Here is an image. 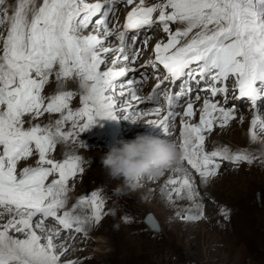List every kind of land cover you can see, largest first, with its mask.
<instances>
[{
    "label": "snow or ice",
    "instance_id": "6c2138e0",
    "mask_svg": "<svg viewBox=\"0 0 264 264\" xmlns=\"http://www.w3.org/2000/svg\"><path fill=\"white\" fill-rule=\"evenodd\" d=\"M119 4L132 6L122 26L111 22ZM4 5L5 0H0V28L8 24L6 36L0 33V221H4L0 223V264H62L70 245L59 241L87 235L93 222L100 223L104 203L97 191L61 214L67 203L68 182L83 169L79 156L57 162L49 153L58 142L66 143L101 120L129 119L132 113L135 119L159 117L147 124L159 128L165 142H172L170 128L179 114L174 110L175 101L188 96L191 89L181 83L180 91L165 90L163 116L160 106L141 112L132 103L152 100L164 82L175 85L185 78L207 85L194 96L199 100L202 93L210 94L204 96L198 124L190 122L196 114L193 99L186 101L183 117L189 120L181 119L178 145L181 163L187 162L203 183L217 175V158L233 164L253 162L248 154L205 152L203 133H211L216 122L223 128L235 119V110L218 106L220 95L225 96L224 102L229 95L247 98L253 109L264 95V0H158L151 5L146 0H18L11 15ZM171 25L182 27L173 30ZM142 29H159L167 37L166 42L155 44L154 58L141 65L152 69L163 66L166 73L162 79L157 76L158 83L147 97L139 96L137 87L146 79L144 74L141 81L118 82L129 72L139 71L130 65H135L140 55ZM112 36L119 45L106 47V39ZM148 39L145 35V46ZM109 60L111 66H107ZM122 63L124 66L117 67ZM102 66L106 70H101ZM53 76L58 86L64 81L76 82L81 105L77 110L69 106L73 91H57L45 100L42 93ZM233 78L230 93L227 82ZM126 92V102L118 104L116 96L124 97ZM44 113L59 114L54 129L32 123ZM68 123L71 130L65 132L63 125ZM257 125L264 130L260 115L251 121V139L256 138ZM34 155H38L36 166L18 169L20 162ZM184 172L183 179L171 178L167 183L179 185L172 189L177 197L187 190L192 199L194 186L190 173ZM49 177L54 178L46 183ZM85 204L90 206V215L75 214V209ZM221 214L227 215L224 209ZM49 218L53 227H49Z\"/></svg>",
    "mask_w": 264,
    "mask_h": 264
},
{
    "label": "rangeland",
    "instance_id": "374dc122",
    "mask_svg": "<svg viewBox=\"0 0 264 264\" xmlns=\"http://www.w3.org/2000/svg\"><path fill=\"white\" fill-rule=\"evenodd\" d=\"M153 1L158 0H150V3ZM7 2L5 0L3 7L7 8L9 15H11L15 6L12 2L7 5ZM116 13L117 10L111 16V22ZM7 27L8 24H4L0 28V33H3L4 36L7 34ZM171 27L173 29V27L182 26L171 25ZM160 31L164 34L162 30ZM149 32L146 31L150 40L154 37V34ZM159 35L161 39L157 42L167 38L165 34L163 36L160 32ZM142 37L138 38V47L143 44L142 48H145L146 58H151V55L148 54L154 48H146L147 45L145 46L141 40ZM115 40L114 36L108 37L105 41V46L109 47L107 45H112ZM118 44L119 41H117ZM0 47H2V44H0ZM110 64L109 60L107 66H110ZM137 66L135 65L134 67ZM101 70H106L105 66H102ZM133 76L136 78L137 73L131 74L129 72L125 77L118 78V82L126 85L129 79H133ZM73 82L64 81L58 86L55 77H50L49 83L45 86V90L42 93L45 100L47 101V98L56 94L57 91H73L74 96L69 106L72 110H77L81 106L79 103L80 91L67 89L72 88ZM203 84L199 83L196 87L201 89ZM63 85H65V88ZM141 85L142 90L144 88L143 80ZM141 90L139 88L138 94L144 93ZM177 91H180V88ZM197 92L199 90L194 92L193 100ZM145 95L141 96L146 97ZM205 95V93H202L200 99H204ZM126 98L117 95L116 101L118 104L122 100L126 102ZM186 101V98H182L176 107L180 110L183 102H185V106L187 105ZM133 102V106L141 112L148 107L159 106L160 103L152 100H146L142 104ZM226 102H228L225 105L226 109L232 110V108L237 107L240 115H243L241 113L248 106L239 105L238 107L232 101L226 100ZM257 105L259 107L255 109L250 105L252 111L247 116L249 115L251 119L254 118V115L264 113V99L260 100ZM123 106L121 105V107ZM201 107L202 105H198V109L195 110L198 112ZM183 108L184 105L182 110ZM180 115L176 116L175 119L180 118ZM134 116L135 113H132L130 118L126 120L130 121L135 118ZM28 119V117H25L26 121ZM57 119H59V114L44 113L32 123L41 126L52 125L54 129ZM124 122L123 119L121 124ZM191 123L196 124L194 119ZM234 123L233 130H230L228 126L217 127V122L213 131L205 137L204 151L208 152L215 148L218 150L227 149V154L232 152L247 154L246 152H248L252 155L253 162L251 164L246 162L233 164L228 159L221 160L217 158L216 162L220 163L217 175L210 177L206 183H203V187L202 185L194 184L196 195L192 199L187 197V193L184 196L177 197L172 192V189L179 185L166 184L165 181L154 183L150 179H144L142 186L136 192L123 196L116 195L114 190L118 185L122 184V181L112 180L107 176L106 170L102 168V160L111 147L118 146L117 142L120 141L121 134H130L124 141L133 140L137 136H144V123L141 125V132L134 131L132 133L131 130L129 133L122 130L118 131L121 125L118 128L111 126L113 121L108 122L106 120L103 122L101 120L87 131L69 139L66 143L58 142L55 150L49 153V158L61 162L67 156H79L83 169L76 177L69 180L67 203L61 211L70 210V203L77 205L80 198L94 191L99 193L104 203L102 220L98 225L93 222V228H96L95 231L89 232L88 236L84 235L86 239L90 238L88 243L76 248L72 242L68 252L62 257V264H67L69 261H76L79 264H121V254L120 252H115L120 245L124 246L129 255L122 264H264V149H257V146L263 141L264 131L255 135V139H251V137L248 139L256 145L254 150H257L255 151L257 153L250 152L253 144L246 141L248 130L250 131V129L242 128V125L237 123L235 119ZM173 125H175V120L170 128L171 134L173 133ZM28 126V123H26L25 127ZM69 130H71L70 123L63 125V131L67 132ZM237 131L239 135L234 138V133ZM175 140L174 142L177 143L178 138ZM254 153L257 157H253ZM261 157L263 158L261 159ZM37 159L38 155H34L27 161L20 162L18 169H23L25 166H36ZM183 165H180L181 172L186 167ZM193 172L190 170L191 177L199 178L194 169ZM178 176L183 179L184 174L179 173ZM53 178L49 177L46 183H50ZM256 198L258 201H256ZM82 206L85 209V213L81 212L80 214L79 212L82 208L77 207L78 211L75 210V214L81 216L90 215V206L87 204ZM71 209L73 210V207ZM221 209L226 211V216L221 214ZM142 211L152 213L159 225L157 233L148 230L143 224L140 217ZM189 216H195L197 219H184V217ZM3 222L0 221V223ZM48 224L52 227L53 221ZM103 239L107 242L109 241V244H101ZM104 240L103 242H106ZM108 251L113 252L111 255L114 254L111 261L102 260L100 256L96 257L98 252ZM72 252H81L83 255H79L77 260L76 258L71 260L69 258ZM65 257H68V259L63 262Z\"/></svg>",
    "mask_w": 264,
    "mask_h": 264
},
{
    "label": "bare ground",
    "instance_id": "6f19581e",
    "mask_svg": "<svg viewBox=\"0 0 264 264\" xmlns=\"http://www.w3.org/2000/svg\"><path fill=\"white\" fill-rule=\"evenodd\" d=\"M8 2L6 3L7 5H9L11 2L14 4V6L16 7V5H17V3H18V0H7ZM93 1H95V0H89V2H93ZM146 2H147V4H149V5H151V4H153V3H156V2H158V1H153L152 3H150V0H146ZM14 9V8H13ZM122 8L121 7H117L116 8V10H117V13L114 15V17L112 18V24H117V25H119V26H122L123 25V23H124V19H125V16L127 15V11L128 10H130L129 8H123L124 9V11L123 10H121ZM119 10V11H118ZM8 28V27H7ZM6 28V29H7ZM173 29L175 30L176 28H174L173 27ZM159 32H160V34L161 35H163L164 36V34H162L161 33V31L160 30H158V29H156V30H152V31H150L149 33L150 34H154V37L153 38H151L150 40L148 39V41H147V46H146V48L147 47H150V48H154V46H155V44H156V42L157 41H159V39H161V36L159 35ZM132 35V33L130 32L129 33V36H131ZM145 35H147V33H146V30H141V35L139 36V37H142V41L144 40V36ZM165 36H166V34H165ZM138 37V38H139ZM114 38H115V36H114ZM166 40H167V38H165V39H162V41H164V42H166ZM117 41L118 40H115L113 43H112V45H107V46H109V47H117L118 45H117ZM143 45V44H142ZM142 45L139 47V49H140V55H139V57H138V59H137V61H136V63H135V65H138L136 68L137 69H139V71L137 72V77L135 78L137 81H141L142 80V76H141V74H143V73H145V72H147V71H149L150 70V68H144V67H141V65H144L145 64V62H146V54L144 53V47L142 48ZM152 53H153V51H152ZM135 65H130V67L132 66V67H134ZM110 66H111V64H110ZM122 66H124V64L122 63V64H120L119 65V67H122ZM158 72V71H157ZM131 74H133V73H131ZM136 74V73H135ZM151 74H152V72H150V76H151ZM149 76V77H150ZM144 77H146L147 78V76H144ZM133 78H134V76H133ZM149 79V78H148ZM181 83H184L185 85H186V87L188 88V89H191L192 91L189 93V95L188 96H186V97H184V98H186V99H193V95H194V92L196 91V90H202V89H204V88H201V89H199V88H196L195 87V85H193L192 84V82H191V80H187V79H185V78H181V80H179ZM178 81V82H179ZM181 83H180V85H181ZM127 84V83H126ZM155 85H156V83H154V82H151V81H146L145 79H143V92L144 93H140L139 94V96H141V95H145V94H147V95H145L146 97L148 96V95H150V94H152V92H153V89L155 88ZM64 86V88H65V85H63ZM141 83L137 86L138 87V90H139V88H140V90H141ZM71 87L72 88H67V89H73V90H76V91H80L79 89H78V87H77V85H76V82L74 81L73 82V84L71 85ZM164 88V86H162V87H160V90H158V92H157V94L154 96V98L152 99V101H158V103H159V106L161 107V109H162V111H161V116H163L164 114H166V101H165V98H159V92L162 90ZM59 89H60V87H59ZM66 89V90H67ZM65 90V89H64ZM141 90V91H142ZM229 91H230V93H231V89H229ZM80 93V92H79ZM206 95H210L209 93H205ZM125 97H127V92H126V94H125V96H124V98ZM142 97V96H141ZM231 97V98H230ZM127 99V98H126ZM217 99V103L219 102V104H218V106L220 105V104H223L224 105V107L226 108V106L225 105H227V103L228 102H224L225 101V96L224 95H220L218 98H216ZM231 99V100H230ZM262 99H264V95H261L260 96V98L257 100V102H256V107H259L258 105H257V103L260 101V100H262ZM181 100V99H180ZM180 100H177V101H175V111H177V110H179V108H177L176 106L178 105V103H179V101ZM227 101H232L233 103H235L236 105H238V107H239V105H241V106H244V105H248V106H246L244 109H245V111L243 112V113H241V114H243V115H240V112L238 113V110H237V107H235V108H232V110H235L234 111V116H235V120H236V122L237 123H239V124H241L242 126V128H251V121H252V119H251V117L248 115L247 116V114L248 113H250L251 111H252V109H251V107H250V105H251V103L247 100V98H241V99H239V98H233L232 97V95H229V96H227V99H226ZM195 102V103H194ZM244 102V104H242ZM132 103H134V102H132ZM193 104H194V110L195 109H198L197 108V106L199 105H202L203 104V99H200V100H193ZM263 104V103H262ZM183 105H184V108L185 107H187V105L185 106V102H183ZM182 105V106H183ZM261 105V104H260ZM182 106H181V109L179 110V114H181L180 116V118H176L175 119V125H173V127H172V129H173V133L171 134V137H172V140L173 141H176L175 139H177L178 138V142L176 143L177 145H179V142H180V136H179V132H180V127H181V119L183 118L184 120H186V121H188L189 120V118H187V117H183V110H184V108H183V110H182ZM152 108H154V107H148V108H146V109H144V111H150ZM228 109V108H227ZM200 110V109H199ZM198 110V112L195 110V112H196V114L191 118V120H190V122L194 119V121H195V123L196 124H198L199 123V114H200V111ZM181 111V112H180ZM178 114V115H179ZM177 115V116H178ZM218 115V114H217ZM260 116H261V118L262 119H264V113H260L259 114ZM135 117V116H134ZM149 119H159V117H157V116H146V117H144L142 120H138V119H135V118H133V119H131L130 121L128 120H126V119H124V123H122L121 124V122L123 121V119H118V120H115V121H113V124L111 125V126H114V127H119V125H121V127H120V129H118V131L119 130H122V131H125V132H129L130 133V131L132 130V133L134 132V131H137L138 133L139 132H141V125L144 123V136H149V137H151V138H155V139H159V140H163V141H165V137H164V135L162 134V132H161V130L159 129V128H155V127H152V126H150V125H148L147 124V120H149ZM134 120H136V121H139V123L141 124H133V123H131L132 121H134ZM103 122H105L106 120H102ZM109 122V121H108ZM107 123V122H106ZM217 123V122H216ZM216 123H214V126H216L217 124ZM108 124V123H107ZM110 124V123H109ZM216 124V125H215ZM233 124H235L234 123V119L233 120H231L229 123H228V128H230V130H233ZM226 126V127H227ZM217 127H218V125H217ZM214 128V127H213ZM152 131H154L153 133H152ZM264 130H261V128L259 127V125H257V127H256V129H255V135H258V134H261L262 132H263ZM221 132V131H220ZM248 132H250L249 130H248ZM210 133H208V132H205V133H203V135L206 137V135H209ZM130 135V134H129ZM129 135L128 134H126V135H122L121 134V136H120V140H124L125 138H128L129 137ZM238 135H239V132L237 131L236 133H234V138H237L238 137ZM250 138V134L248 133V136H247V138H246V141H248V142H251L252 144H253V142L252 141H250V140H248ZM263 138V141L261 142V144H259L257 147V149L259 150L260 148L261 149H264V137H262ZM259 143V142H258ZM256 145H254L253 144V147L251 148V151L250 152H255V151H257V150H254V147H255ZM179 149V148H178ZM215 150H218V149H212L211 151H215ZM227 150V149H226ZM211 151H208V152H211ZM207 152V153H208ZM245 152V151H244ZM248 155H250V156H252L250 153H248V152H246ZM255 153H257V152H255ZM254 153V155H253V157H257V155ZM236 153L235 152H232V153H228V155L229 156H232V155H235ZM263 157H261V159H262ZM227 160V159H226ZM257 160V159H256ZM223 163V162H222ZM181 164H184L186 167L184 168V170L186 169L189 173H190V170H191V172H193V169H191V167L189 166V165H187L186 164V162H183V163H181ZM180 164V165H181ZM220 164V163H219ZM183 165V166H184ZM228 166V165H227ZM181 168V167H180ZM220 168V167H219ZM174 169L175 168H172V169H169V170H167V171H165V172H163V174L162 175H160L159 177H157V178H155L152 182H154V183H156V182H159V181H165V183L166 184H169V183H167L168 181H169V179H171V178H176V179H181L179 176H178V174L179 173H182V174H184L185 175V172L183 171V172H181V171H179V172H177V171H174ZM190 169V170H189ZM219 170V169H218ZM217 170V171H218ZM194 173V172H193ZM189 178H190V180L192 181V183H193V186H194V184H197V185H202V187H203V182L201 181V178L199 177V178H195V177H191V175L189 176ZM166 186V185H165ZM201 187V186H200ZM168 188V187H167ZM203 190V189H202ZM187 193V191L185 190L180 196H184L185 194ZM91 194H88L87 196H90ZM101 197V196H100ZM208 197V196H207ZM102 199V198H101ZM76 203V202H75ZM73 207V203H70V206H69V208H70V210L68 209V211H71L72 208ZM79 207H81L80 209V214H81V212L83 213L84 211H85V209H84V207L83 206H79ZM206 207V206H205ZM207 208V207H206ZM75 210H77L78 211V208L77 209H75ZM85 213V212H84ZM61 214H62V211H61ZM84 216V215H83ZM49 221L51 222L52 220H51V218H49ZM50 222H48V223H50ZM93 223L88 227V230H87V234H90L89 232H94L95 231V229L96 228H93ZM52 226V225H51ZM53 226H54V221H53ZM52 226V227H53ZM50 227V226H49ZM109 229V228H108ZM109 233V232H108ZM85 234H79V235H77L76 236V238H75V240H71V239H68V240H62V241H59L60 243H65V244H67V245H71V243L73 242V246H75L76 248H79V247H82L84 244H87L88 243V239H90V238H87L86 239V237L84 236ZM62 236H68V232H62ZM86 236H88V235H86ZM105 238H106V236H105ZM104 240V239H103ZM103 240H102V242H103ZM121 240V239H120ZM125 240V239H124ZM104 241H106V240H104ZM101 242V244H105V245H107V244H109V241L107 242H103L102 243ZM118 245V244H117ZM127 246V245H126ZM102 247V246H101ZM115 252H120V254H121V264L125 261V260H127V258L129 257V255H128V251L124 248V246H122V245H120L119 246V248L118 249H116V251ZM111 253H113V252H111V251H108V252H103V253H99L98 252V254H97V256L96 257H99L100 256V258H102V260H112L113 259V257H114V254H112L111 255ZM81 256V255H83V253H76V252H72L71 254H70V258L69 259H74V258H76V260H77V258H78V256ZM67 259H68V257H65L64 259H63V262H66L67 261ZM76 262V261H75ZM76 264H79L78 262H76Z\"/></svg>",
    "mask_w": 264,
    "mask_h": 264
},
{
    "label": "clouds",
    "instance_id": "9594fccd",
    "mask_svg": "<svg viewBox=\"0 0 264 264\" xmlns=\"http://www.w3.org/2000/svg\"><path fill=\"white\" fill-rule=\"evenodd\" d=\"M131 123L140 124L136 120ZM117 144L103 158L102 168L110 179L122 181L114 190L118 196L138 191L144 179L154 180L169 169L180 168L181 152L174 141L137 136Z\"/></svg>",
    "mask_w": 264,
    "mask_h": 264
},
{
    "label": "water",
    "instance_id": "95a60500",
    "mask_svg": "<svg viewBox=\"0 0 264 264\" xmlns=\"http://www.w3.org/2000/svg\"><path fill=\"white\" fill-rule=\"evenodd\" d=\"M256 201H258L257 198ZM140 217L141 221L147 227L148 230L152 231L153 233H157L159 231V225L152 213H150L149 211H142Z\"/></svg>",
    "mask_w": 264,
    "mask_h": 264
}]
</instances>
